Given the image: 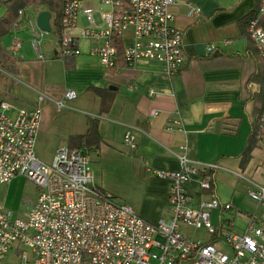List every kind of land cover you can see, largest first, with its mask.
<instances>
[{
  "label": "crops",
  "instance_id": "crops-1",
  "mask_svg": "<svg viewBox=\"0 0 264 264\" xmlns=\"http://www.w3.org/2000/svg\"><path fill=\"white\" fill-rule=\"evenodd\" d=\"M94 1L82 2L76 24L69 30L80 50L78 56L37 59L31 44L32 29L37 26L36 18L42 9H26L31 11L30 23L16 29V35L9 33L1 40L7 51L13 36L22 40L15 56L19 60L18 73L3 72L6 78L15 81V96L30 105H35L39 95L45 97L36 141L42 130L59 124L68 129L63 137L66 142L70 136L89 130V117L97 118L101 143L87 148L95 163L97 185L118 201L124 200L151 223L169 217V182L157 176V172L179 171V156L183 152L191 166L200 172L207 165L217 164L213 174L215 194L220 201L230 202L243 216L234 210L217 209L211 212V222L219 226L221 218L227 219L234 232H243L246 214L256 209L247 190L264 181V140L257 141L248 162L241 166L254 120V102L250 97L259 87L248 83L255 72V61L247 55L248 40L241 34L238 21L254 8L255 0H182L174 8L173 24L183 34L187 61L171 75H166L164 65L155 60L126 65L120 56L111 71L91 55L90 47L97 41L80 35L83 28L91 26L86 11L91 10L94 25H101V13L110 9L101 2L103 8H90L88 5ZM189 4L200 9L197 16H188ZM3 11L0 8V16ZM46 34L49 33L43 36L41 51L47 55L57 51L58 40L55 36L47 39ZM131 41L132 31L128 30L121 40L122 47ZM121 59L123 63L118 65ZM4 86L5 82L0 80V91ZM90 86L114 92L107 113L98 114L100 100L88 91ZM25 89L28 92L24 93ZM67 90L77 93L74 100L66 103L77 114L58 110L57 104ZM150 91L155 94L150 95ZM152 111L156 114L152 115ZM127 128L135 135L134 149L123 143ZM200 172L192 174L187 183L197 197L201 192ZM22 179L25 180L16 177L10 183ZM183 231L192 239H208L201 229L183 227ZM197 233L200 235L194 237Z\"/></svg>",
  "mask_w": 264,
  "mask_h": 264
},
{
  "label": "built area",
  "instance_id": "built-area-1",
  "mask_svg": "<svg viewBox=\"0 0 264 264\" xmlns=\"http://www.w3.org/2000/svg\"><path fill=\"white\" fill-rule=\"evenodd\" d=\"M83 1L64 0V32L57 51L44 54L41 47L45 33L37 26L32 29L31 44L37 59L80 54L69 30L76 24ZM181 1L100 0L110 7L101 13L102 24L94 25L91 10H87L91 26L83 28L80 35L97 41L90 47V54L107 69L122 56L126 65L155 60L164 65L166 75L174 74L187 61L183 34L173 24L174 8ZM263 10L264 0L259 16ZM199 13L197 6L189 4L188 16ZM19 16L11 31L14 35L16 29L30 23L26 9L20 10ZM258 18L250 22L249 32L264 58V26L258 24ZM128 30L132 31V41L124 44L120 53L118 40H123ZM21 47L20 37L13 36L7 49L16 56ZM76 97L75 91H65L58 110ZM44 100L39 95L35 105L26 107L0 98V185L23 177L38 192L24 215L16 216L0 203V264H264V181L247 190L256 209L246 214L243 232H234L227 219L221 218L220 225L215 226L210 219L213 210L240 211L217 198L209 174H200L199 197L190 192L187 183L200 171L191 166L183 152L179 171L157 172L169 182V217L148 222L132 206L97 185L89 149L69 150L63 145L49 164L37 157L35 145ZM263 124L264 115L259 128ZM256 138L263 141L260 133ZM123 143L131 149L136 147L131 128L126 129ZM217 168V164H211L205 171ZM183 227L201 229L208 239H192ZM11 251L12 258L8 259Z\"/></svg>",
  "mask_w": 264,
  "mask_h": 264
},
{
  "label": "trees",
  "instance_id": "trees-1",
  "mask_svg": "<svg viewBox=\"0 0 264 264\" xmlns=\"http://www.w3.org/2000/svg\"><path fill=\"white\" fill-rule=\"evenodd\" d=\"M263 0H255L254 8L243 18L238 21V26L242 35L247 37V55L252 57L255 61V72L248 79V83L257 84L259 91L251 93V101L254 102L253 108V124L251 131L247 136L245 148L241 156V166L243 167L249 160L252 150L258 146V140L256 135L260 133L264 140V124L262 128H259V120L264 115V58L259 55V52L252 40L249 32L250 22L258 18V24L264 26V10L259 16V12L262 6ZM63 3L64 0H0V8H3V14L0 16V80L5 82L4 90H8V84L10 79L6 78L3 72L10 74L18 73L19 60L10 54L2 46L1 40L4 36L11 33L14 25L18 22L20 16L19 11L28 8L42 9L48 11L51 14V34L60 39L64 32L62 20H63ZM118 49L122 52V42L118 40ZM67 59V58H65ZM123 60L121 59L118 65H121ZM67 67L69 66L66 64ZM115 69L111 68V71ZM88 91L93 92L100 100L98 114L103 115L107 113L112 105L114 92H111L107 88H100L95 86L88 87ZM89 130L82 135H72L67 140V147L69 150L79 148H95L100 145L101 137L99 134V120L97 118L89 117ZM202 175L209 174L212 176V185H215L213 174L214 171H201Z\"/></svg>",
  "mask_w": 264,
  "mask_h": 264
},
{
  "label": "rangeland",
  "instance_id": "rangeland-1",
  "mask_svg": "<svg viewBox=\"0 0 264 264\" xmlns=\"http://www.w3.org/2000/svg\"><path fill=\"white\" fill-rule=\"evenodd\" d=\"M100 0H95L92 5H88L90 8H103L104 5L99 3ZM107 9V7H105ZM105 9V10H106ZM31 11H27V14H30ZM95 17L97 18V13L95 14ZM47 35V34H46ZM47 39L53 38L52 34H48L46 36ZM61 78V77H60ZM15 81H11L8 84V90L0 91V98L5 99L7 101H10L17 106H32L30 104H27L26 102H22L17 96H15L13 89L15 90V86L13 84ZM12 86V87H11ZM22 86V84H20ZM28 92V89H25L24 93ZM68 105V103H67ZM64 109H62V113L65 114H77V111L68 109V106ZM60 113V114H62ZM53 114L55 113V110L53 111ZM68 129H64V126L55 125L52 126L50 129L42 130V133L40 134V138L38 141H36L35 151L38 156V158L44 162L49 164L54 154L56 153L57 149L63 145L67 146V141L65 142L64 136L66 135ZM94 161L91 160V167L95 171L94 168ZM37 198V190L35 188V185L25 179V180H16L15 182L3 184L0 185V203L3 205H6L9 207L10 210L14 212L16 216L24 215L29 212L30 206L33 204V202ZM121 201V200H120ZM124 200H122L123 202ZM239 216H243L242 213H238ZM224 217V216H223ZM212 221L214 222V218L212 216ZM200 233L195 234L194 237L199 236ZM224 251L228 252L226 248H223ZM12 251L9 252V255H12Z\"/></svg>",
  "mask_w": 264,
  "mask_h": 264
},
{
  "label": "water",
  "instance_id": "water-1",
  "mask_svg": "<svg viewBox=\"0 0 264 264\" xmlns=\"http://www.w3.org/2000/svg\"><path fill=\"white\" fill-rule=\"evenodd\" d=\"M51 14L48 11H41L36 18V25L39 30L43 31L44 33L51 32V24H50ZM109 89H115L113 86H107Z\"/></svg>",
  "mask_w": 264,
  "mask_h": 264
}]
</instances>
